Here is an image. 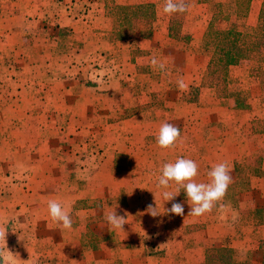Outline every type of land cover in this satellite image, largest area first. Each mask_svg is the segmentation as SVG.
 I'll list each match as a JSON object with an SVG mask.
<instances>
[{
    "label": "crops",
    "instance_id": "obj_1",
    "mask_svg": "<svg viewBox=\"0 0 264 264\" xmlns=\"http://www.w3.org/2000/svg\"><path fill=\"white\" fill-rule=\"evenodd\" d=\"M105 1L0 0V219L7 223V240L18 233L8 249L29 257L52 256L55 251L57 258L65 259L64 246L71 238L50 217L48 200L56 199L70 211L72 228L66 232L77 230L80 211H90L88 204L97 197L95 183L107 177L106 184L120 179L122 185H106L97 198L105 191L109 207L127 209L131 216H124L126 224L124 232L118 230L119 236L111 226L94 232L98 238L108 232L113 235L83 253L84 261L112 264L117 257L125 264H199L211 246L254 254L264 236L254 239L253 250L225 245V238L223 244L209 242L218 238L214 234L220 229L235 243L262 228L264 233V223L255 226L246 219L258 216L264 221V86L260 83L264 63L241 60L230 66L228 88L237 95L221 100L205 81L207 5L193 0L203 16L199 23L181 24L163 13L164 0H113L120 6L151 4L153 18L136 21L133 25L150 24L125 41L129 49L123 61L127 60L128 72L110 73L109 55L117 53L120 58L122 42L107 40L115 27L104 13ZM235 1L228 9L227 3L215 0L224 5L228 16L223 27L250 34L262 0H246L243 16L237 15ZM239 22L244 29L234 26ZM152 57L164 61L166 71L154 68ZM95 61L101 68L86 74ZM103 69L104 82L99 78ZM127 74L135 82L129 83ZM181 77L188 84L185 91L177 84ZM112 94L116 96L111 100ZM113 111L117 115L105 116ZM163 122L180 129L181 140L174 148L161 149L157 144ZM179 157L197 163V182H208V171L224 161L231 166L230 185L237 171H246L248 188L239 194L236 207L221 209L218 204L211 213L188 215L191 204L182 188L173 201L166 202L164 189L157 186L160 170ZM257 160L261 174L249 168ZM179 187L170 182L167 190L175 193ZM114 190L123 195L120 204L109 196ZM83 200L89 203L82 206ZM172 203L183 204V216L164 211ZM149 205L160 215L151 216ZM95 216L90 214L86 224L97 223ZM197 224L199 231L205 229V237L193 234ZM81 243L72 241V248L79 249Z\"/></svg>",
    "mask_w": 264,
    "mask_h": 264
},
{
    "label": "trees",
    "instance_id": "obj_2",
    "mask_svg": "<svg viewBox=\"0 0 264 264\" xmlns=\"http://www.w3.org/2000/svg\"><path fill=\"white\" fill-rule=\"evenodd\" d=\"M196 2L209 7V19L203 39V48L208 56L205 66V81L207 87L213 89L219 99L228 100L237 95L236 91L228 88L230 83L229 67L236 65L241 60L264 63V0L259 5L255 29L250 34L241 33L232 26L223 27V24L228 21L224 5L215 3V0H196ZM103 4L105 15L111 18L116 27L107 35V40L111 44L135 37L136 34L132 30L133 22L153 18L151 4L120 6L116 5L113 0H106ZM235 8L238 16L245 15L247 1L236 0ZM109 56L113 61H118L117 53H111ZM260 83L261 86H264V79H260ZM190 92L189 97L191 99L195 92L192 90ZM261 127L264 131V122ZM249 168L253 174H261L258 160ZM233 184L229 186L223 200V203L230 205V208L231 206L236 207L239 194L246 192L248 188L246 171H237ZM246 219L251 220L255 226L264 223L258 216H247ZM111 235L113 232H108L105 238H98L93 233L87 232L86 242L80 246V250L82 252L94 250L98 247L99 242L108 239V236ZM199 264H264V239L258 242L254 254L250 251L241 254L225 247H208L204 251L202 262Z\"/></svg>",
    "mask_w": 264,
    "mask_h": 264
},
{
    "label": "clouds",
    "instance_id": "obj_3",
    "mask_svg": "<svg viewBox=\"0 0 264 264\" xmlns=\"http://www.w3.org/2000/svg\"><path fill=\"white\" fill-rule=\"evenodd\" d=\"M188 8L189 5L185 3V0H164L163 13L168 15L184 13ZM150 63L154 68L166 71L164 61L152 57ZM177 84L182 91L188 89V84L185 83L183 77L177 80ZM156 140L161 149L174 148L177 142L181 140L179 127L172 123L163 122L160 125ZM160 172L157 186L164 189L162 192L164 200L166 202L173 201L180 194V188H182L187 201L191 204L188 215L200 217L211 213L218 204L221 209L230 208V205L221 203L232 183L231 166L227 161L213 165L207 173L208 182L196 181L198 165L194 160L189 158L179 157L175 162L165 163ZM170 182H175V184L180 186L175 193L167 190L170 188ZM47 208L53 221L61 224L65 229L72 228L70 211L61 202L56 199H49ZM147 211L153 217L160 215L152 205H149ZM164 211L176 216H183L184 206L181 203H172L171 207L166 210L164 209ZM105 218L112 229L124 232L123 226L126 224V218L118 215L115 209L108 212ZM8 232L7 223L3 219H0V261H2V264H29L28 260H21L18 253H14L8 249ZM71 262L72 264H77L76 261Z\"/></svg>",
    "mask_w": 264,
    "mask_h": 264
},
{
    "label": "rangeland",
    "instance_id": "obj_4",
    "mask_svg": "<svg viewBox=\"0 0 264 264\" xmlns=\"http://www.w3.org/2000/svg\"><path fill=\"white\" fill-rule=\"evenodd\" d=\"M120 2H125V3H127V1H132V0H119ZM134 1V0H133ZM219 1H222V2H225V3H227V5H228V9H231V7H229V5H231L232 3H233V0H219ZM253 2H255V1H259V0H252ZM117 2V1H116ZM185 3L187 4V5H189V8H188V10L186 11V12H184V13H175V14H172V16L170 17L171 18V20L173 19V23L175 22V21H178V23H181V24H192V23H194V22H198L199 23V20L202 18V16H203V11L201 10V9H197V7H195V6H193V3H194V1L193 0H185ZM253 7H255V8H257L258 7V4H255ZM106 17H108V16H106ZM110 18V17H109ZM111 19V18H110ZM143 21H146V22H150V21H152V20H150V19H146V20H143ZM113 23V22H112ZM135 22H133V24H134ZM132 24V30H133V33H135L134 31L135 30H137V31H139L140 33H141V31L142 30H144V29H147L146 27H145V24H150V23H145V24H143V25H141L140 23L139 24H136V25H133ZM114 25V24H113ZM234 26H236V27H238V29H244L243 28V25H242V23L241 22H239V23H236V24H234ZM114 27H115V25H114ZM115 29H116V27H115ZM138 32V33H139ZM139 33V34H140ZM184 33V32H183ZM185 35V34H184ZM177 37H179V33H176L175 34V38H177ZM133 38H135V37H133ZM133 38H131V39H133ZM127 40H129V39H127ZM126 40H123V41H119V43L120 42H122V43H120L119 44V46H120V49L122 50L121 51V53H122V56L119 58L118 57V59H122V61L120 60V62L117 64V63H114V62H116V61H112L111 59H109V61L112 63H110L111 65L110 66H108V72H110V73H113V72H120V73H127L128 71H127V67H126V65H124V64H127L126 62H127V60L126 61H123V60H125V58L127 57V52H126V50L127 49H129L128 47L126 48L125 47V45H126V42H125ZM135 45V44H134ZM100 52V51H99ZM103 53H101V56L100 57H102V58H104L105 59V57H104V55H102ZM89 65H91L90 66V68H87L84 72H86V74L88 73V72H91L92 74H95L96 73V71H98L101 67H99L98 65H97V62L95 61L94 62V64H89ZM66 66V65H65ZM67 69H70V67L69 66H67ZM263 71V70H262ZM80 73H83L82 71H80ZM103 73H105V70L103 69V71L102 72H100L99 73V78H100V81H106V76H107V74H103ZM84 74V73H83ZM85 74V77H87V75ZM127 76H128V82L129 83H132V82H135V80L136 79H133L132 78V80L130 81L129 80V77H130V75L129 74H127ZM132 77V76H131ZM91 82H89V81H87V84H85L86 86H89V84H90ZM139 83H140V81H139ZM129 94V93H128ZM116 95H114V94H112V95H110L109 96V98L112 100L114 97H115ZM181 96H183V95H181ZM180 96V98H182ZM133 97H134V95H133ZM194 97V96H193ZM193 97H192V99H193ZM123 99H125V97H122ZM129 99H131V97L130 98H128V99H126L125 101H127V103L129 102L128 100ZM116 100H119V98L118 99H115V101ZM121 100V99H120ZM110 107H113V106H110ZM115 109V108H114ZM107 114V115H106ZM105 114V116H110V117H114L115 115H117V113L115 114V112L113 111V112H108V113H106ZM109 114H111V115H109ZM106 166V165H105ZM106 179V180H105ZM103 180V181H102ZM102 180L100 179V180H97V182L95 183L96 184V192H94L95 193V195L98 197L99 196V193H98V191H99V189H103V187H105V191H106V185L108 186V185H114V187L115 186H120V185H122L121 184V180L120 179H117L116 181H113V182H109L108 184H106L107 183V177H104V178H102ZM108 181H110V178L108 177ZM125 187V186H124ZM110 189V188H109ZM131 188L130 187H128L127 188V190H129V191H131L130 190ZM104 191V192H105ZM104 192H102L100 195V198L101 199H98L96 196V198H93V200H91L93 203L91 204V203H89L87 200H83V201H80V203L82 204V205H84V202H87V203H89L88 205H92V207H89L91 210L90 211H88V212H85L84 214H82V212L80 211V214H79V217H81L80 219H78L77 218V220H78V229L76 230H71V231H68V232H66V230L67 229H64V236L65 237H67L68 239L69 238H71V240H67L66 242V245L64 246V251H65V253H66V255H65V259L64 258H57L56 257V253H55V251H53V250H50V251H53L54 253L53 254H51L52 256H50L49 254V256H47L45 253L44 254H41V255H32V256H26V255H21V256H19V258L21 259V260H28L29 261V264H72V262L71 261H76L77 262V264H95V260L94 261H84V259H83V253H86V252H88V250L87 251H85V252H82L81 250H80V248L79 249H77V248H72L73 246H72V241H74V244H76V243H81L82 241H83V243H85L86 242V237H87V232H90V233H94V232H96V233H102V232H104L105 231V229H106V227H110V225L107 223V221H106V215H107V213L108 212H110L111 210H113V209H115V211L117 212V214L118 215H122V216H125V215H129V216H131L130 215V213L128 212V214H126V210L127 209H120V210H118L117 211V209L116 208H111V207H109V205H107L106 203H108V201H107V199H108V197L107 196H105V193ZM108 192H109V190H108ZM132 193H133V195H132ZM132 193H128L130 196L132 195V197H134L135 196V194H134V192H132ZM81 195H85V194H82L81 193ZM105 196V198H104V196ZM110 198H111V196H112V199L114 200V202H116L117 204H120V200L122 199L123 200V195L121 194V192L119 191V190H114L113 192H110ZM84 199V198H83ZM80 204V205H81ZM85 206H87V205H85ZM94 207V208H93ZM93 208V209H92ZM78 210H80V209H78ZM245 209H242L241 208V212L242 211H244ZM132 212H134V209H132L131 210ZM90 214H92V215H96L95 217H93V219L97 222V223H95L94 225H91V223L90 224H86V219H87V217H89V215ZM198 226H194L193 227V234L195 235V237H196V235H199V236H201L202 235V233H203V235L202 236H204L205 235V229L204 230H202V232L201 231H199L200 229H199V225L200 224H197ZM176 227H181V225H176ZM263 229V228H262ZM262 229L260 230V233L259 234H255V233H251L250 235L248 234V236L246 237H243V239L242 238H238V239H240V241L238 242V243H235V242H230L228 239L229 238H227V237H224L225 236V234H223V233H225V232H222V230L220 229L218 232L216 231L215 232V234L214 235H218V238H216V240H215V238L213 239L212 238V241H210L209 243H219V244H225V245H231V246H234L235 248L236 247H238L237 249H250V250H253V248L255 247V243H254V239L256 238V240L258 239V237L261 235L262 237L264 236V233H263V231H262ZM85 230V240H83V238H84V233H83V231ZM114 233H116V235L117 236H119V234H118V230H116ZM18 233H13V234H11V238H14L16 235H17ZM244 234H246V232L244 233ZM73 237H77L76 239H74ZM205 237V236H204ZM11 238H8V240H7V246H9L10 245V241H11ZM72 238H73V240H72ZM225 238V240H224V242L223 243H221V241H222V239H224ZM255 240V241H256ZM13 242V241H12ZM11 242V243H12ZM15 242V241H14ZM13 242V243H14ZM104 241H101V243H103ZM83 243H81L80 244V246L83 244ZM257 245H258V241H257V243H256V247H257ZM9 248V247H8ZM11 251H13V252H15V250H14V248L12 249H10ZM95 250V249H94ZM17 251V250H16ZM73 253V254H72ZM70 254H72V255H70ZM114 257V256H113ZM113 259H116V260H114L113 262H112V264H125V263H123V262H121V260H119L117 257H114ZM182 262H183V260H182ZM0 264H2V261H0ZM96 264H105L103 261H96Z\"/></svg>",
    "mask_w": 264,
    "mask_h": 264
}]
</instances>
